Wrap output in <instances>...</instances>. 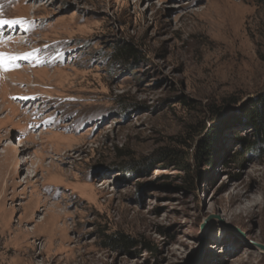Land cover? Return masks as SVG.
Returning <instances> with one entry per match:
<instances>
[{"label": "rangeland", "instance_id": "374dc122", "mask_svg": "<svg viewBox=\"0 0 264 264\" xmlns=\"http://www.w3.org/2000/svg\"><path fill=\"white\" fill-rule=\"evenodd\" d=\"M0 19L24 21L0 52L34 53L0 69V264H264V159L241 152L264 8L0 0Z\"/></svg>", "mask_w": 264, "mask_h": 264}, {"label": "trees", "instance_id": "16d2710c", "mask_svg": "<svg viewBox=\"0 0 264 264\" xmlns=\"http://www.w3.org/2000/svg\"><path fill=\"white\" fill-rule=\"evenodd\" d=\"M253 2L256 6L264 8V0H253ZM130 50V48H126L119 50L118 53L129 55ZM243 117V121L248 126L252 137L251 139L242 140L241 152L255 153L264 159V93L259 94L255 100L251 101ZM202 155H207V152L204 151ZM207 160L206 164H210V159ZM112 239L116 247L125 248L129 243L122 235L112 237Z\"/></svg>", "mask_w": 264, "mask_h": 264}, {"label": "snow or ice", "instance_id": "6c2138e0", "mask_svg": "<svg viewBox=\"0 0 264 264\" xmlns=\"http://www.w3.org/2000/svg\"><path fill=\"white\" fill-rule=\"evenodd\" d=\"M20 24L21 26H23L24 21L22 20H4V19H0V27L7 25L8 27H12L14 25ZM34 53H28L25 54L24 56H10V55H6L3 52H0V69H2L3 71H8L10 70V64H12V62L18 60V59H29L30 57H33Z\"/></svg>", "mask_w": 264, "mask_h": 264}, {"label": "bare ground", "instance_id": "6f19581e", "mask_svg": "<svg viewBox=\"0 0 264 264\" xmlns=\"http://www.w3.org/2000/svg\"><path fill=\"white\" fill-rule=\"evenodd\" d=\"M4 29H5V26H4V28H3V30L2 31H4ZM7 36H10L11 37V35H9V32H3L2 33V35L0 36V39H5V37H7ZM15 38V37H14ZM14 38H10L9 39V41L8 42H12V40L14 39ZM16 56V55H15ZM22 57V56H21ZM17 62L18 61H21V59H18V60H16ZM12 65V64H11ZM14 74H15V72H14ZM17 74V73H16ZM8 76H9V74H8ZM11 76V75H10ZM9 115H11V112L10 111H8V113L5 115V117L4 118H6L7 116H9ZM9 145H11V146H13V143H11V144H9ZM8 147V146H7ZM13 147H17V149H19L20 148V143H18V145L16 146V144L13 146ZM8 148H10L11 149V147H8ZM14 149V148H13ZM15 150V149H14ZM1 153H4V152H1ZM17 159H21L20 160V163H22V164H24L25 163V160L22 158V157H18ZM248 197V195H247V193L245 194H243V195H241V196H239L237 199H236V201H238V202H241V200H243V199H245V198H247Z\"/></svg>", "mask_w": 264, "mask_h": 264}, {"label": "water", "instance_id": "95a60500", "mask_svg": "<svg viewBox=\"0 0 264 264\" xmlns=\"http://www.w3.org/2000/svg\"><path fill=\"white\" fill-rule=\"evenodd\" d=\"M256 247L259 251H261L262 253H264V244H256Z\"/></svg>", "mask_w": 264, "mask_h": 264}]
</instances>
